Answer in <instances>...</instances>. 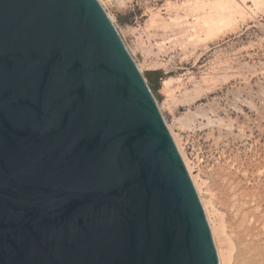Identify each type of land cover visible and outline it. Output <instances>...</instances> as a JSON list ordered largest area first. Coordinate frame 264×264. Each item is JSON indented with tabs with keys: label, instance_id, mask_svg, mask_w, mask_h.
<instances>
[{
	"label": "water",
	"instance_id": "95a60500",
	"mask_svg": "<svg viewBox=\"0 0 264 264\" xmlns=\"http://www.w3.org/2000/svg\"><path fill=\"white\" fill-rule=\"evenodd\" d=\"M0 264H218L159 108L97 0H0Z\"/></svg>",
	"mask_w": 264,
	"mask_h": 264
},
{
	"label": "rangeland",
	"instance_id": "374dc122",
	"mask_svg": "<svg viewBox=\"0 0 264 264\" xmlns=\"http://www.w3.org/2000/svg\"><path fill=\"white\" fill-rule=\"evenodd\" d=\"M99 1L219 213L231 263L249 264L227 177L254 192L250 204L264 210V0ZM210 9L218 16L213 29L197 19Z\"/></svg>",
	"mask_w": 264,
	"mask_h": 264
},
{
	"label": "bare ground",
	"instance_id": "6f19581e",
	"mask_svg": "<svg viewBox=\"0 0 264 264\" xmlns=\"http://www.w3.org/2000/svg\"><path fill=\"white\" fill-rule=\"evenodd\" d=\"M97 1L99 2V4H101L99 0ZM199 7L200 6H198V8ZM215 13L216 12H214L213 9H210L209 12L200 14L197 18L198 22L201 23V26L203 27H208L210 29L216 28L214 20L218 16L216 15L217 13ZM108 17L112 24H114L113 17L110 15H108ZM136 67L138 68V71L140 72L143 79H145V75L142 69L138 65H136ZM166 127L170 136L172 137L176 149L178 150V153L191 179V182L194 186L199 202L203 209L204 216L211 233L218 264H232V249H226L224 246H222V242L219 239L221 237L220 235L224 231L223 226H221L218 222L219 213L203 197L200 184L192 174V170L190 167L191 164L189 165L188 161L186 160L187 157L185 158L184 154L182 153V150L180 149V146L178 145L171 129L168 127V125H166ZM227 180L231 185L233 196L232 206L236 209V214L233 221L235 226L236 240L239 244V251L245 255L246 260L249 264H264V210H259V203H256L253 206L250 204V202L254 201L257 196L254 192L242 187L234 177L228 176Z\"/></svg>",
	"mask_w": 264,
	"mask_h": 264
}]
</instances>
